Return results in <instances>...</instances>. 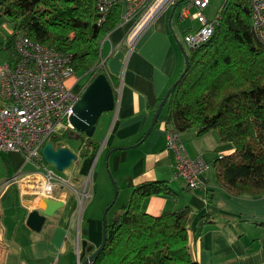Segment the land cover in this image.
Masks as SVG:
<instances>
[{
  "label": "crops",
  "instance_id": "0c3cea01",
  "mask_svg": "<svg viewBox=\"0 0 264 264\" xmlns=\"http://www.w3.org/2000/svg\"><path fill=\"white\" fill-rule=\"evenodd\" d=\"M223 1L209 3L205 9L208 20L217 15ZM171 11L169 7L157 16L133 44L127 39L131 25L121 19L103 39L101 60L112 78L114 109L103 112L95 124L92 136L99 144L97 152L79 157L80 145L87 137L83 133L76 136L80 139L74 146L62 142L77 159L62 175L55 174L57 185L52 198L62 201L63 206L47 217L37 232L26 226V219L30 211L44 208L42 197L23 194L18 186L3 184L18 173L34 171L35 165L18 152H0V264H75L74 244L79 237L98 247L101 211L94 213L91 207L95 182L105 183L102 190H106V203L111 197L106 159L124 198H129L137 183L168 182L178 195L177 202L165 195L151 196L142 201L141 210L159 216L189 207V250L199 264H264V195L230 196L219 186L210 168L203 175V189H187L175 179V159L165 146L164 109L149 135L137 144L151 123L158 100L183 69V51L189 49L179 40L180 33L184 35L199 26L191 17L179 18L178 6L173 14ZM12 34L11 24L0 16V63L6 58L4 42ZM77 77L74 74L68 85L83 93L90 80ZM104 117L107 120L103 122ZM207 134L197 136L193 128L178 133L190 158L201 156L210 165L218 156L233 152V146L219 142L215 132ZM207 140H212L210 146L206 145ZM211 151L216 154L211 156Z\"/></svg>",
  "mask_w": 264,
  "mask_h": 264
},
{
  "label": "trees",
  "instance_id": "16d2710c",
  "mask_svg": "<svg viewBox=\"0 0 264 264\" xmlns=\"http://www.w3.org/2000/svg\"><path fill=\"white\" fill-rule=\"evenodd\" d=\"M120 12V7H114L107 20L97 26L92 0H0V16L13 28L4 42L6 55L13 56L14 33L22 32L33 42L71 54L75 75L89 76L86 80L91 82L102 73L111 83L112 78L100 65L101 47L105 36L118 24ZM215 17L211 37L185 52L187 69L179 79L186 66L184 58L183 69L173 82L179 80L163 106L165 128L178 133L193 128L197 136L214 131L219 142L233 146L232 153L218 156L211 163L219 186L234 197L261 196L264 46L252 32L248 0H224ZM74 133V129H67L50 136L49 141L55 147L62 146V141ZM98 149L93 136L86 137L79 157ZM157 195L169 196L174 203L178 199L166 180H154L135 184L127 203L118 211H112V205L106 214L104 247L87 264H199L189 250L187 222L191 209L182 207L159 216L143 212L142 201ZM79 239L83 261L97 247Z\"/></svg>",
  "mask_w": 264,
  "mask_h": 264
},
{
  "label": "built area",
  "instance_id": "2783aa9c",
  "mask_svg": "<svg viewBox=\"0 0 264 264\" xmlns=\"http://www.w3.org/2000/svg\"><path fill=\"white\" fill-rule=\"evenodd\" d=\"M94 21L102 25L114 7H120V19L130 23L127 39L133 44L153 20L169 7H179V18L191 17L199 26L183 35L188 49H194L213 34L217 17L208 20L205 9L211 0H92ZM252 32L264 46V0H248ZM193 9L190 12V9ZM13 56L0 63V152L14 151L35 170L18 173L4 181L5 186L16 185L23 194L42 193L52 197L57 177L46 168L41 149L49 137L73 129L69 118L82 91H74L68 80L74 76L73 57L69 53L31 41L22 32L14 33ZM104 62L101 60L100 65ZM165 146L173 153V177L187 189H203L204 173L210 168L203 157L190 158L178 132L165 133ZM220 157V156H219ZM3 230L0 227V240ZM76 250V263L79 257ZM53 264V263H52Z\"/></svg>",
  "mask_w": 264,
  "mask_h": 264
},
{
  "label": "water",
  "instance_id": "95a60500",
  "mask_svg": "<svg viewBox=\"0 0 264 264\" xmlns=\"http://www.w3.org/2000/svg\"><path fill=\"white\" fill-rule=\"evenodd\" d=\"M179 4L180 3L177 2L175 6L172 7L171 14H173L175 7ZM183 56L185 58L186 66L184 71L180 74L179 79L184 75V72L187 69L188 65L186 53L184 51ZM179 79L174 81L165 91V94L161 98L156 110L154 111L153 118L145 135L143 136L142 140L139 141L137 144L142 142L154 128L155 124L157 123L160 117L163 106L166 100L168 99V96L176 86ZM114 105L115 100L112 86L106 76L100 73L94 77V79L86 86L83 93L80 95L79 99L73 107V114L70 116L69 122L75 131L83 133L87 137H91L93 135L95 124L99 116L103 112L113 110ZM112 151H114V149L109 152ZM41 154L46 164L52 165L56 170L61 172L67 169L71 165L72 161L77 159V155L73 153L67 146L55 147L51 141H46L44 143L41 149ZM110 178L114 188V197L102 213V236L100 245L87 259L81 261V258L79 256L77 258V261L80 262V264H87L91 262L96 257L98 252L104 247L107 238L106 214L108 212V209L114 204L118 193L116 183L112 179L111 175ZM41 202L44 208L41 211H30L26 219V226L32 231L36 232L41 229L47 217L52 216L57 209L63 206L62 201L54 199L52 197H42ZM84 244L85 242H83V245Z\"/></svg>",
  "mask_w": 264,
  "mask_h": 264
},
{
  "label": "rangeland",
  "instance_id": "374dc122",
  "mask_svg": "<svg viewBox=\"0 0 264 264\" xmlns=\"http://www.w3.org/2000/svg\"><path fill=\"white\" fill-rule=\"evenodd\" d=\"M212 2H213V0H211V2H210V5L212 4ZM179 40L181 41V43H183L184 44V42H183V34L182 33H180V35H179ZM104 48H106L105 46H104ZM105 50V49H104ZM89 76H85V77H83V76H78L77 78H79L80 80H82V81H85V79L86 78H88ZM89 79H90V77H89ZM88 80V79H87ZM103 115H104V113H103ZM107 120V118L106 117H104L103 119H102V121L104 122V121H106ZM214 132V131H213ZM77 135H79V133L76 131V133H74V135H72V136H67L63 141H64V143H68V144H70L71 146H74L75 144H77V143H79V139L80 138H77L76 136ZM208 136L207 137H209V135L210 134H207ZM62 141V142H63ZM206 145L207 146H210L211 144H212V140H207L206 141ZM108 154V153H107ZM107 154H106V156H107ZM216 153H214V152H210V155L211 156H213V155H215ZM213 163V162H212ZM107 164V165H106ZM45 166H46V168H49V169H52V170H54V172H55V174H57V175H62L63 174V172H61V171H58V170H56L52 165H50V164H45ZM105 168H106V172H105V175L108 177V179H109V183H111V178H110V175H111V177H112V179L115 181V179H114V177L112 176V172H111V170H110V165H108V161H107V159L105 160ZM210 169H211V171L210 172H213L214 171V168H213V164H210ZM116 182V181H115ZM205 182V181H204ZM95 188H94V192H93V195L95 194V200H94V202H93V206L91 207V210L93 209V211H94V213H98L99 214V212L101 211V220H102V213H103V211L105 210V208L110 204V202L112 201V199H113V197H114V188H113V185H112V183H111V197H110V199H109V201H108V203H106L107 201H105V199H103V198H105L106 197V190H102L103 189V187H105V183H103V182H101V181H97V182H95ZM116 186H117V184H116ZM119 187V185L117 186V197H116V200H115V202H114V204H113V207L111 208L112 209V211H115V210H117V209H119V208H123L124 206H125V204L127 203V201H128V198H124V195H123V191H120V189L118 188ZM56 189V188H55ZM119 189V190H118ZM54 193V192H53ZM32 195V194H31ZM32 196H41V197H46V196H44V195H42V193H38V194H36V195H32ZM102 209H103V211H102ZM77 238H78V236H79V229H78V231H77ZM79 238L77 239V243H75L74 244V247L76 246V248H77V246H79ZM75 251H76V249H75Z\"/></svg>",
  "mask_w": 264,
  "mask_h": 264
}]
</instances>
